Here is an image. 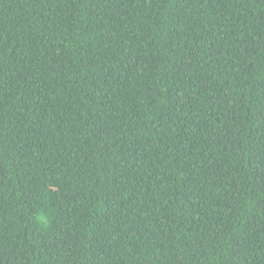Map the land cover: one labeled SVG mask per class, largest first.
<instances>
[{
	"label": "trees",
	"instance_id": "16d2710c",
	"mask_svg": "<svg viewBox=\"0 0 264 264\" xmlns=\"http://www.w3.org/2000/svg\"><path fill=\"white\" fill-rule=\"evenodd\" d=\"M0 264H264V0H0Z\"/></svg>",
	"mask_w": 264,
	"mask_h": 264
}]
</instances>
